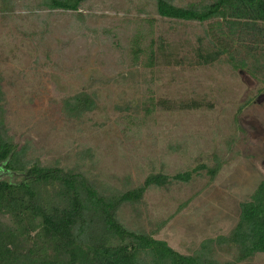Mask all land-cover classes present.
Listing matches in <instances>:
<instances>
[{
	"label": "rangeland",
	"instance_id": "obj_1",
	"mask_svg": "<svg viewBox=\"0 0 264 264\" xmlns=\"http://www.w3.org/2000/svg\"><path fill=\"white\" fill-rule=\"evenodd\" d=\"M38 3L0 0L5 127L13 143L26 148L25 160L82 173L105 195L141 186L150 174L218 166L214 178L198 169L188 182L151 186L117 217L127 229L152 234L187 256L227 236L239 205L264 181V44L246 37L237 42L238 31L230 41L215 21L163 19L148 0H88L77 12L40 10ZM136 34L139 65L131 54ZM160 43L154 66H147L150 49ZM221 43L232 61L246 58V67H234L227 55L197 64L199 47L213 51ZM80 92L92 95L96 108L70 119L62 101ZM158 100L203 107L151 110ZM211 247L218 264H264V254L236 262L233 247Z\"/></svg>",
	"mask_w": 264,
	"mask_h": 264
},
{
	"label": "trees",
	"instance_id": "obj_2",
	"mask_svg": "<svg viewBox=\"0 0 264 264\" xmlns=\"http://www.w3.org/2000/svg\"><path fill=\"white\" fill-rule=\"evenodd\" d=\"M87 1L38 0V7L77 12ZM148 1L154 3L156 14L163 19L215 21L217 27H226L230 41L238 31L237 42L246 37L253 45L264 44V0H201L184 7L175 5L174 0ZM140 45L141 37L136 34L131 51L134 65H139L143 54ZM162 49V43L157 49H150L147 66H154L156 53ZM224 55L234 67H246V58L232 61L229 47L222 43L213 51L199 47L197 64L210 65ZM245 55L253 56L250 52ZM3 96L0 88V163L10 156L4 169L20 174L22 179L13 181L0 177V264H218L210 259L213 242L233 247L238 252L236 262L264 254V181L259 183L249 201L239 205L238 222L227 236L207 240L196 255H183L152 234L127 229L118 220L117 213L123 205L138 203L151 186L163 187L170 181L188 182L198 169H207L214 178L218 166L208 169L200 165L174 176L150 174L141 186L121 193L109 191L105 195L82 173L31 165L25 160L26 148H18L7 133ZM156 107L173 111L195 110L203 105L194 100L179 104L158 100L151 110ZM95 108L93 96L86 92L62 101V111L70 119H80Z\"/></svg>",
	"mask_w": 264,
	"mask_h": 264
},
{
	"label": "water",
	"instance_id": "obj_3",
	"mask_svg": "<svg viewBox=\"0 0 264 264\" xmlns=\"http://www.w3.org/2000/svg\"><path fill=\"white\" fill-rule=\"evenodd\" d=\"M10 158V156L8 157V159ZM8 159L5 161V162H1L0 163V177L2 179H7V180H13V178L15 176H18L20 174H17L15 172H10L6 169H4V167L6 166L7 162H8ZM14 181V180H13Z\"/></svg>",
	"mask_w": 264,
	"mask_h": 264
}]
</instances>
